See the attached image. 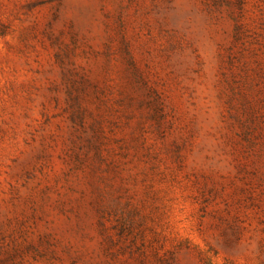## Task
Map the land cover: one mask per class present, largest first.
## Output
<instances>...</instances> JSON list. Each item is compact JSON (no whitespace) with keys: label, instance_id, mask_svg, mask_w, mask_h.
<instances>
[{"label":"rangeland","instance_id":"obj_1","mask_svg":"<svg viewBox=\"0 0 264 264\" xmlns=\"http://www.w3.org/2000/svg\"><path fill=\"white\" fill-rule=\"evenodd\" d=\"M0 264H264V0H0Z\"/></svg>","mask_w":264,"mask_h":264}]
</instances>
